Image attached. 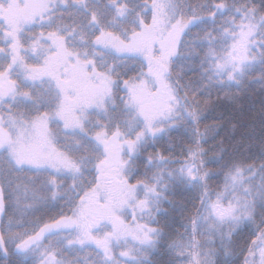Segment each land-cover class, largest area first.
<instances>
[{"label":"snow or ice","instance_id":"6c2138e0","mask_svg":"<svg viewBox=\"0 0 264 264\" xmlns=\"http://www.w3.org/2000/svg\"><path fill=\"white\" fill-rule=\"evenodd\" d=\"M0 264H264V0H0Z\"/></svg>","mask_w":264,"mask_h":264},{"label":"trees","instance_id":"16d2710c","mask_svg":"<svg viewBox=\"0 0 264 264\" xmlns=\"http://www.w3.org/2000/svg\"><path fill=\"white\" fill-rule=\"evenodd\" d=\"M243 103H247V101H245V102H243ZM258 106V105H257ZM218 112L217 113H213L211 116H210V118L208 119V120H206V121H204V123L205 124H212V123H214V122H216V119H217V117H218ZM229 133H227V132H225V133H222L221 134V138H223L225 135H228Z\"/></svg>","mask_w":264,"mask_h":264}]
</instances>
